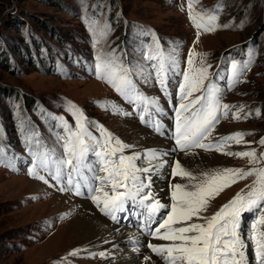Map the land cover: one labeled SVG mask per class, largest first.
Masks as SVG:
<instances>
[{
    "label": "rangeland",
    "instance_id": "1",
    "mask_svg": "<svg viewBox=\"0 0 264 264\" xmlns=\"http://www.w3.org/2000/svg\"><path fill=\"white\" fill-rule=\"evenodd\" d=\"M191 12L202 25L199 38L189 19V0H0V264H107L113 255L99 256L100 251L93 249L74 229L75 212L69 211L66 200L77 206L87 202L115 227L123 225L128 214L133 231L140 228V221L147 215L138 214L137 207L118 214L123 218L117 223L86 195L59 190L66 186L70 167L62 168L60 183L51 178L49 171H55L52 160L63 154L62 138L68 136L69 129L79 131L72 113L80 117L81 124L93 135L101 137V143L100 127L121 141L139 143L137 128L151 133L162 123L168 126L177 112L187 116L180 105L207 96V88L212 85L219 89L220 104L229 105V110L227 115L222 108L218 110L220 118L211 134L212 140L204 143L213 145L211 150L215 153L214 146L220 137L242 133L239 142L221 141L223 151H254L256 158L220 152L216 157L220 162L216 158L205 161L213 157L211 153L201 164L213 166L206 168L200 164L196 169L198 179L224 169L241 172L264 169L261 159L264 145L260 144L264 140V0H193ZM212 15L215 20L210 19ZM204 27L214 30L206 32ZM153 54L164 61L163 90L156 81L160 61L145 58ZM189 55L193 60L191 69L187 64ZM98 56L115 59L132 70L139 98L130 103L128 96L97 78ZM233 62L237 64L235 75ZM201 69L207 73L204 87L182 99L180 87L185 84L182 73H188L194 83L193 77ZM142 109H146V120L151 116L148 125L139 119ZM168 113L173 116L168 117ZM236 114L241 117L239 120L233 118ZM170 124L161 131L163 135L155 131L154 136L162 141L173 140L175 132H170L173 129ZM151 149L161 153L163 148L155 145ZM128 150L124 154H131ZM178 152H171L169 167L153 177L154 183L165 185L167 170L174 167ZM45 154H48L47 171L37 160ZM91 159L95 163L98 158L91 156ZM137 163L148 166L146 161ZM34 164L37 173L49 181L47 184L29 175ZM84 175L92 186L98 184L91 173L85 171ZM255 180L253 175L225 185L207 198L205 210L199 214L205 219L194 216L188 223L206 224L238 193L246 195ZM76 182L87 193L85 181L79 175ZM167 188L173 190L172 184ZM262 219L264 207L255 206L240 217L238 231L242 228L245 255L253 252L251 264H258L255 249L256 239H264ZM64 231L65 235H60ZM113 235L118 234L114 231ZM154 240L153 237L150 242ZM123 246L120 251L127 257L124 258L134 261L129 245ZM118 263L114 258L110 261Z\"/></svg>",
    "mask_w": 264,
    "mask_h": 264
},
{
    "label": "snow or ice",
    "instance_id": "2",
    "mask_svg": "<svg viewBox=\"0 0 264 264\" xmlns=\"http://www.w3.org/2000/svg\"><path fill=\"white\" fill-rule=\"evenodd\" d=\"M192 3L193 0H189V19L197 28V38H199V29L202 25L191 12ZM210 19L215 20L216 16L212 15ZM213 30L211 27H204L206 32ZM145 58L149 61H160L156 81L163 90L166 88L164 61L155 54L147 55ZM97 60L98 63L95 65L97 78L106 80L118 93L128 96L130 103L134 102V98H139L133 83L134 73L130 68L115 59L98 56ZM187 64L191 69L193 64L191 55L187 59ZM231 67L235 75L237 64L233 62ZM193 71L195 70L193 69ZM182 75L185 81V84L180 87L182 99H187L192 96L194 91L203 88V81L207 78L206 69H201L198 75L193 77L194 83L190 82L188 73H182ZM207 93V96L197 97L188 104L180 105L181 110L187 113V116L182 118L181 112L176 114L173 136L176 147L171 149L172 151L178 150L188 155L190 150L194 148H201L205 151L213 148V145H206L204 141L208 140L215 130V124L220 118L217 115L218 110L222 108L223 114L227 115L229 105L220 104V98L217 95L219 89L214 86L209 85ZM203 101H207V103H203ZM145 111L146 109L141 110L139 119L148 125L151 116L146 120ZM72 115L75 119V128L79 131L68 130V136L62 138L63 154L61 157L52 160L56 166L55 171H49L51 178L60 183L62 168L70 167L65 181L66 186L60 187V191H74V194L78 196L86 195L101 212L117 223L123 218L118 216L120 213L131 212L137 207L145 210L147 215L140 221L142 230H147V234L155 239L171 242L167 245L152 243L146 245L152 253L161 257L165 264H245V243L238 231L240 217L242 212L251 210L254 206L264 207V169L255 172L224 169L222 172H216L212 175L206 173L204 178L200 180L190 171L185 170L179 161H175L169 178H187L191 183L172 185L171 212L166 215V219L162 222H157L155 220L156 214L159 210L168 208L169 205L161 203L154 197L152 192L153 177L158 176L160 170L168 163L161 159L168 153H158L156 150L148 149L143 153L131 152V154L126 155L124 150L133 149L135 145L124 144L119 138H115L100 127L99 132L103 134V143H101V137L93 135L91 131L85 128L80 122V117H76L75 113ZM233 118L239 120L241 117L236 114ZM64 124L67 126L68 121L65 120ZM154 130L161 135L164 134L158 126ZM241 136H243L242 133H237L220 137L214 148L224 155L255 159L254 151L236 153L223 151L224 144L221 141L226 143L230 140H236L239 142ZM90 141H95V143H90ZM260 144L264 145V140H261ZM91 156L98 158L95 163H93ZM47 157L48 154H45L44 157H37L39 166L46 171L48 170ZM261 159H264V154H262ZM137 161H146L148 166H141ZM153 161L158 162L153 163ZM85 171L91 173L93 181H98L96 186L88 183L84 175ZM100 173L104 175H100ZM29 175L46 184L49 182L45 176L37 173L35 164ZM77 175L85 181L84 187L88 189L87 193L81 190L80 183H74ZM253 175L256 176V180L249 187L246 195L238 193L233 200L223 205L210 219H207L206 224L188 223L194 216L197 219H205L199 214L205 210L206 200L210 195L219 192L225 185L230 186V183L234 182L236 178H247ZM221 180L223 182L218 183ZM260 222L264 223V219ZM153 223L157 224L155 228L152 227ZM176 224L181 226L173 227ZM161 229L165 231L161 232ZM133 250L138 249L134 248ZM72 255H77V253H72ZM98 255L105 257L106 253L100 252ZM255 255L258 258V264H264V239H256ZM151 259V256L144 257L145 261Z\"/></svg>",
    "mask_w": 264,
    "mask_h": 264
},
{
    "label": "bare ground",
    "instance_id": "3",
    "mask_svg": "<svg viewBox=\"0 0 264 264\" xmlns=\"http://www.w3.org/2000/svg\"><path fill=\"white\" fill-rule=\"evenodd\" d=\"M167 116L172 117L173 115L168 113ZM169 123H171L170 126H172V128H173V129H170V132H175V126H173V125H176V119H173V118L168 122V126H165V123H162L159 126L160 130L163 131L165 128L168 129ZM137 129H139L138 134H137L138 139L140 140L139 143H135V142L129 141V140H122L127 145H135V148L128 150L130 153L136 152L137 150L139 151V149H143V151L148 150V149L153 148V146H155V145L156 146H162L163 149L161 150V153L167 152L168 154L166 156H162L161 159L166 160V161L170 160V156H171V152H172L171 149L176 147V145L174 143V139L173 140L163 139L165 141L164 142V141L160 140L159 138H157L156 136H154L155 130H153V131H151V133H149L145 129L144 130L142 128H137ZM124 135L125 134H123V136ZM210 138H211V136H210ZM210 138L207 140L208 142L210 140H212ZM177 151H173V152H177ZM211 153L214 154L213 157L208 158L209 156H211ZM219 154H220V152L214 153L212 150H209V152H206V151L202 152V151H198V149L194 148V149L190 150L188 155H185L184 152L179 151L178 153H176L174 160L179 161L181 163V166L185 170L190 171L194 176H196L198 178V172L199 171L196 169H198V166L201 164V161L205 160L206 158H208V159H206L205 161L211 160L213 158L218 157ZM216 159H219V158H216ZM219 162H220V159H219ZM172 165H174V164H172ZM201 165L205 166L206 168L213 166V165L209 166L208 164L207 165L201 164ZM215 166H216V164H215ZM168 167H169V165L166 164L163 168L167 169ZM199 170H200V168H199ZM167 172H169V173H168V177L165 180L166 186L164 184H160L157 182L154 183V181H153V185H152V191H154L156 193V195L154 197L156 199L160 200L161 203L169 205L168 208L161 209L156 214L155 220L157 222H162L164 219H166V215L170 214V212H171V202H170L171 198H169V197L171 196L172 190H169L167 188L169 186V184L173 185L175 183H181L183 185V184L191 183L187 178L182 179L181 177H175L174 180L173 179L170 180V178H169V174L171 172L170 169H168ZM244 184L242 183L241 185H244ZM28 185L30 187H34V185L32 183H29ZM234 185H235V183H234ZM65 202L69 205V211L72 214L75 212L73 219H72V223L74 224V229L78 230L86 238V240L90 242L89 245H91V247L93 249L100 251V252H105V253H107V256H109V257L111 255H113V258L118 260V262H119L118 264H162L161 263L162 261L159 260L160 262H158L157 256L154 253H152L150 249H148L146 247V245L148 243H153V241L150 242V240L153 237L149 236L147 234V230H142V226H139L141 228V230H138L137 232H132V229L134 228V226H133V224H131L129 222L130 219H128V221L127 220L123 221V225H116L117 227H115V226L111 225L110 223H108L105 219L100 217L98 215L97 211H95L93 208H91V206L87 202H82L81 206L71 204L67 200ZM145 212H146L145 210H143L139 207L137 213L138 214H140V213L144 214ZM126 215H127L126 216V219H127L128 214H126ZM156 226H157V224L153 223L152 227L155 228ZM179 226H181V225L180 224L173 225V227H179ZM117 228H119L120 231H118ZM66 231L60 233V235L64 236ZM114 231H115V233L118 234L117 236L113 235ZM163 231H165V230L161 229V232H163ZM109 234L113 235V238L108 237ZM131 238L135 239L133 247H129V251H131L134 255L133 256L134 261H132L130 259H126L127 257L124 256V253H122V251H120L124 247L123 245H125V243H129V240ZM105 241H107V243H105ZM154 242L156 245H167V244L171 243L169 241H163V240H159V239H155ZM110 246H112V247L110 248ZM108 248H110V249H108ZM134 248L138 249V250H133ZM145 256H151L152 259L150 261H145L144 260ZM124 257H126V258H124ZM113 258L112 257L109 258L107 264H110V261ZM123 260H125V262H122ZM163 263H165V262H163Z\"/></svg>",
    "mask_w": 264,
    "mask_h": 264
},
{
    "label": "trees",
    "instance_id": "4",
    "mask_svg": "<svg viewBox=\"0 0 264 264\" xmlns=\"http://www.w3.org/2000/svg\"><path fill=\"white\" fill-rule=\"evenodd\" d=\"M4 93H7V92H4Z\"/></svg>",
    "mask_w": 264,
    "mask_h": 264
},
{
    "label": "water",
    "instance_id": "5",
    "mask_svg": "<svg viewBox=\"0 0 264 264\" xmlns=\"http://www.w3.org/2000/svg\"><path fill=\"white\" fill-rule=\"evenodd\" d=\"M2 21H3V20H2ZM2 21H1V22H2Z\"/></svg>",
    "mask_w": 264,
    "mask_h": 264
}]
</instances>
